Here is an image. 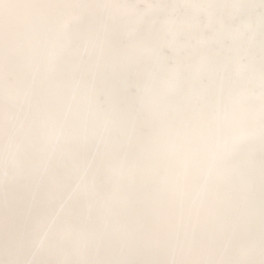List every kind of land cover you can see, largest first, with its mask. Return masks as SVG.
Returning <instances> with one entry per match:
<instances>
[{
    "label": "bare ground",
    "instance_id": "obj_1",
    "mask_svg": "<svg viewBox=\"0 0 264 264\" xmlns=\"http://www.w3.org/2000/svg\"><path fill=\"white\" fill-rule=\"evenodd\" d=\"M6 2L52 7L17 9L12 34L0 29V264H261L258 141L230 155L229 123L197 110L202 85L223 74L239 86L222 113L258 122L261 0ZM63 4L84 5L71 14L87 28L66 27ZM90 39L102 47L85 52ZM98 59L97 88L134 104L142 127L185 112L168 121L179 150L134 178L131 159L123 172L115 154L85 171L62 155L85 126L103 128L107 97L87 94Z\"/></svg>",
    "mask_w": 264,
    "mask_h": 264
},
{
    "label": "snow or ice",
    "instance_id": "obj_2",
    "mask_svg": "<svg viewBox=\"0 0 264 264\" xmlns=\"http://www.w3.org/2000/svg\"><path fill=\"white\" fill-rule=\"evenodd\" d=\"M52 7L48 4H15L0 0V29H6L8 35L12 34L15 16L17 9H34L39 10L43 8ZM56 7L67 10L68 15L65 19L66 27L70 26L73 22L81 28H87L86 22L82 17H73L71 12L74 9L85 7L84 5L76 4H63ZM261 7L264 8V0H261ZM66 41L69 45L73 44L77 39V34L73 32L70 27L66 32ZM79 46V45H77ZM102 47L97 44L96 40L90 39L84 43V51L87 52L89 47ZM116 66H112L115 71ZM100 68V61L97 60L94 69H89L91 77L87 86V94L89 98L96 97L97 101L100 94H105L107 97L106 103L109 105V110L105 112L97 104L99 114L103 118V128L97 134L95 131L89 132L85 126L79 136L73 135L71 140L73 145L67 149H62V155L68 161L67 167L69 169L81 167L85 171L96 165L99 171L105 161L110 159L114 154L118 155L120 161V171L123 172L124 167L131 159L133 163L127 167V173L130 178H134L139 168V163L149 160H156L176 153L181 147L175 142H169L168 136V121L182 122L185 118L183 110H177L170 117L165 116L161 120V125L158 130H154L151 126H143L140 110L134 104L128 103L125 98L113 99L116 95L111 89H107L104 82L101 81V86L97 88V70ZM83 74V70H81ZM239 85L236 81L232 80L227 75H219L218 78L210 84L202 85V91L197 100L198 111L200 113H207L209 122L218 123L225 120L229 123L232 134V145L227 151L231 155L235 152L236 147L244 140L258 141L259 145V183L261 190L260 199V224H261V252L264 256V59H262V66L260 72V113L258 122L253 120L248 121L246 116L239 119L229 118L227 113H222L224 102L226 99H231L234 90ZM80 84H76V89L79 90ZM146 129V130H145ZM62 134V133H61ZM60 137H57V143L51 148V153L55 154L59 145ZM95 139L97 142L92 143L91 140ZM216 151L213 154V161H215L217 154L222 146L217 143ZM251 155H254L251 154ZM250 155V158H251ZM208 177H205V185L208 184ZM252 181L249 182L251 187ZM254 212L250 215L249 221ZM261 264H264L262 259Z\"/></svg>",
    "mask_w": 264,
    "mask_h": 264
}]
</instances>
